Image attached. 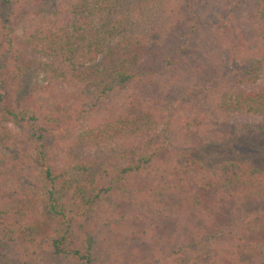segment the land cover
Returning a JSON list of instances; mask_svg holds the SVG:
<instances>
[{
  "label": "trees",
  "instance_id": "trees-1",
  "mask_svg": "<svg viewBox=\"0 0 264 264\" xmlns=\"http://www.w3.org/2000/svg\"><path fill=\"white\" fill-rule=\"evenodd\" d=\"M43 3L0 0V258L264 264V169L194 156L264 132V0Z\"/></svg>",
  "mask_w": 264,
  "mask_h": 264
},
{
  "label": "rangeland",
  "instance_id": "rangeland-1",
  "mask_svg": "<svg viewBox=\"0 0 264 264\" xmlns=\"http://www.w3.org/2000/svg\"><path fill=\"white\" fill-rule=\"evenodd\" d=\"M55 2L56 0H44L43 6L49 11ZM146 8H143L144 13L147 12ZM2 10L0 5V15ZM26 62L28 67L23 77V84L25 88H30L41 81V75L32 57L28 56ZM194 156L199 163L206 167L229 162H247L257 168L264 169V132L231 137L225 142L206 145ZM15 174L18 175V172L16 171ZM6 176L9 177L10 175ZM11 177L13 180L16 179L15 175ZM0 264H8V262L0 258Z\"/></svg>",
  "mask_w": 264,
  "mask_h": 264
}]
</instances>
